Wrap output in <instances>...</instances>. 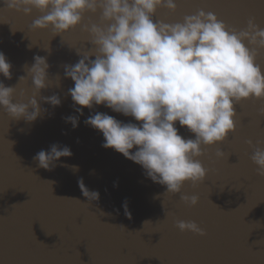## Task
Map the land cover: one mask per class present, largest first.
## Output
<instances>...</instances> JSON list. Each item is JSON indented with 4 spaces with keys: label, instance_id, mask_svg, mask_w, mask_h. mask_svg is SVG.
<instances>
[{
    "label": "water",
    "instance_id": "1",
    "mask_svg": "<svg viewBox=\"0 0 264 264\" xmlns=\"http://www.w3.org/2000/svg\"><path fill=\"white\" fill-rule=\"evenodd\" d=\"M176 4L175 12L160 7L153 19L183 23L185 16L204 10L238 31L246 30L250 19L264 28V0ZM43 14L33 9L26 15L0 0V52L12 65V79L0 75V81L16 87L15 102L27 103L35 94L27 72L33 58L46 57L50 65L48 86L37 96L47 110L40 118L15 120L0 107V264H264V176L251 159L256 147H264V99L234 104L236 130L223 142L203 146L198 158L208 171L204 181L169 193L140 165L102 147L103 134L84 123L96 112L139 121L104 105L84 108L83 115L75 111L79 106L69 93L74 81L65 77V66L96 51L85 27L103 26L101 13L88 12L80 26L56 35L51 28H32ZM256 63L264 72V50ZM53 95H59L60 106L42 99ZM67 116H78L79 127L66 123ZM176 127L184 138L195 139L178 121ZM53 144L68 146L73 155L61 157L53 170L39 167L35 155ZM80 178L100 193L99 201L83 196ZM183 195H196L199 203L185 204ZM178 221H194L205 234L181 231Z\"/></svg>",
    "mask_w": 264,
    "mask_h": 264
},
{
    "label": "clouds",
    "instance_id": "2",
    "mask_svg": "<svg viewBox=\"0 0 264 264\" xmlns=\"http://www.w3.org/2000/svg\"><path fill=\"white\" fill-rule=\"evenodd\" d=\"M4 4L26 15L33 9L44 13L33 21L32 28H51L54 35L80 26L88 12L101 13L103 26L92 23L85 27L96 51L65 66V77L74 81L69 93L79 106L75 111L83 115L84 108L104 105L139 121L125 123L96 112L84 123L103 134L102 147L140 165L148 178L165 185L169 193H181L186 182L195 185L204 181L208 171L198 158L203 146L223 142L236 130L234 104L264 99V72L256 63L259 50H264V28L252 19L247 29L240 31L204 10L185 16L183 23L153 19L160 7L175 12L176 0H4ZM93 54L95 59L90 58ZM33 59L27 72L35 94L27 103L15 102L16 87L0 81V107L13 119L29 123L47 111L42 110L37 96L48 86L50 67L46 57L36 55ZM11 69L0 52V75L12 79ZM42 99L53 107L62 103L59 95ZM64 119L73 129L79 127L78 116ZM177 121L194 133L195 139L180 135ZM72 155L68 146L53 144L34 159L39 167L53 170L61 157ZM223 155L217 152V156ZM251 159L257 174L264 176V147H256ZM71 169L79 171L76 165ZM78 185L89 203L99 201L100 193L89 190L83 178ZM181 199L190 206L199 203L196 195ZM123 208L131 218L127 202ZM177 227L205 234L194 221H178Z\"/></svg>",
    "mask_w": 264,
    "mask_h": 264
}]
</instances>
